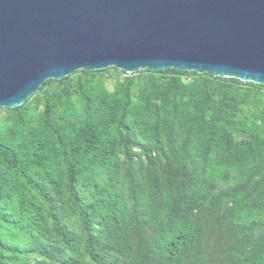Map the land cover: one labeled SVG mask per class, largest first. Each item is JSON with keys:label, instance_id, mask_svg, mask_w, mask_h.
Here are the masks:
<instances>
[{"label": "trees", "instance_id": "16d2710c", "mask_svg": "<svg viewBox=\"0 0 264 264\" xmlns=\"http://www.w3.org/2000/svg\"><path fill=\"white\" fill-rule=\"evenodd\" d=\"M0 264H264V84L108 66L0 107Z\"/></svg>", "mask_w": 264, "mask_h": 264}, {"label": "water", "instance_id": "95a60500", "mask_svg": "<svg viewBox=\"0 0 264 264\" xmlns=\"http://www.w3.org/2000/svg\"><path fill=\"white\" fill-rule=\"evenodd\" d=\"M108 66L264 84V0H0V107Z\"/></svg>", "mask_w": 264, "mask_h": 264}, {"label": "rangeland", "instance_id": "374dc122", "mask_svg": "<svg viewBox=\"0 0 264 264\" xmlns=\"http://www.w3.org/2000/svg\"><path fill=\"white\" fill-rule=\"evenodd\" d=\"M109 84L111 85L112 84V81H109ZM209 250V249H208Z\"/></svg>", "mask_w": 264, "mask_h": 264}]
</instances>
